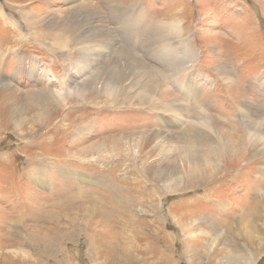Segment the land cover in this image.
Here are the masks:
<instances>
[{"label": "rangeland", "instance_id": "374dc122", "mask_svg": "<svg viewBox=\"0 0 264 264\" xmlns=\"http://www.w3.org/2000/svg\"><path fill=\"white\" fill-rule=\"evenodd\" d=\"M0 10V264H264V217L245 223L264 211V0ZM192 128L236 156L208 153L209 189L160 179Z\"/></svg>", "mask_w": 264, "mask_h": 264}, {"label": "bare ground", "instance_id": "6f19581e", "mask_svg": "<svg viewBox=\"0 0 264 264\" xmlns=\"http://www.w3.org/2000/svg\"><path fill=\"white\" fill-rule=\"evenodd\" d=\"M17 9L19 10L21 18L25 21L26 25H28L29 21H28L27 15L21 9H19V8H17ZM0 17L1 18L4 17V18L9 19L8 15L4 14L1 10H0ZM9 23L14 26L16 22L12 19V21L9 20ZM26 27L28 28V26H26ZM27 28H26V30H27ZM102 78H103L102 76H99L98 78L94 77L91 82L90 81L88 82V84H86V83H80L79 84L78 83L75 86V88L77 89V92H76V89L73 88V89H69L67 91V93H71V94L77 95V93L79 92V94H80V89L82 90L83 86H85V85L94 84V85H98V87H101L105 83L104 80H102ZM5 96L10 98V97H12V94L6 93ZM51 96H52L51 94L49 95V94H47L44 91H39V92H36L35 94L34 93L31 94V96H29V99L32 97L31 103L38 105L39 109L41 110V115L42 116H46L47 115L46 113L48 112L47 110H49V104L52 102L51 101V98H52ZM2 121L4 123L7 122V120H2ZM244 127H247V126L244 124ZM192 131H194L193 134L197 133V135H193V134L191 135L190 133H188V134H182V136L178 137V139H180V140H182L184 142L183 143L184 156H183V158L181 160L183 162H188L189 163V165L186 166L185 172H182V170H179L180 171V174H179L178 169L173 168L172 171H168V172L164 173L160 179L164 180V179H167L168 177H170L172 180H175L177 182L178 180H181V178L185 177V180H184L185 184L184 185L186 187H188V188L189 187H194V188L196 187L197 188L198 186L199 187H203L205 185V188H206L209 182H211L213 179L216 180L215 175H210V174L206 173L207 170L211 169V165H210V161H209L210 157H209L208 153H213L214 152V154L216 156H218V157H221L222 160H224V162H227V161L230 162V160L234 159L236 156L233 154V149L232 148L225 147V146L223 147L220 143H217L215 141L218 136H216V138L213 137V136H209V135L206 136L207 134H205L203 132L204 130L202 131V130L195 129V128ZM192 136L193 137L195 136V137L193 138ZM198 142L202 143L203 145L199 144ZM204 144H206V145H204ZM208 144H211V145L213 144L214 146L213 145L209 146ZM203 146H206V151L203 149ZM221 149H223V151H221ZM249 155L251 156L250 158H252L253 160L255 159V160L261 161L260 159H263L262 154H260L259 152H249ZM260 170H263L262 166H260ZM35 179L40 184L43 183V180H41L39 177H36ZM209 188H206V189H209ZM256 203H257L255 205L256 209L253 211V213H249L252 216L249 218V220H247L245 222L246 224H250V223L252 224V222H254V220H259L262 217H264V211H263V208H262V206H263L262 202H260V203L256 202ZM127 206L128 205L125 204L124 207H127ZM66 212H68V211H66ZM182 216H184V218L187 219L185 222H188V219H190V216L188 215V213L187 214L186 213H182ZM187 226H189V225L187 224ZM252 226L255 227L254 224H252ZM19 236H20L19 239L21 240V244H23V238L20 235V233H19ZM50 246H51V244H50ZM50 246L47 245V247H45L42 250L43 254H46V256L52 254V252L49 251V248H48ZM39 251L40 250L37 249V253H39ZM13 257L11 258V256L7 255V259L8 260H5V262L8 263V261L10 259H14ZM54 259H55V257H54ZM22 260H24V259L21 258V259L17 260V258H16V259H14V262H17V261L20 262ZM230 260L234 261V256L230 257ZM56 262L57 261H55V263Z\"/></svg>", "mask_w": 264, "mask_h": 264}]
</instances>
